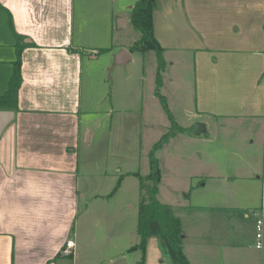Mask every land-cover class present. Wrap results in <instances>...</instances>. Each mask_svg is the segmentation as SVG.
<instances>
[{
	"label": "crops",
	"instance_id": "1",
	"mask_svg": "<svg viewBox=\"0 0 264 264\" xmlns=\"http://www.w3.org/2000/svg\"><path fill=\"white\" fill-rule=\"evenodd\" d=\"M136 1L0 0V95L13 72L15 45H23L17 108L0 109L13 111L0 134V264L139 259L130 216L110 194L90 190L81 162L82 149L100 138L103 121L113 123L112 107H96L107 93L85 105L84 77L91 79L98 55L112 57L113 47L132 58L129 47L140 34L127 45L114 37L131 24ZM152 16L163 71L192 74L196 113L264 119V0H156ZM246 165L242 170L255 173ZM216 176L227 184L237 179ZM205 177L178 205L161 201L179 218L183 252L191 264L248 263L244 247L254 237L256 218L264 219V176L248 187L239 184L235 192L241 195L232 201L206 194L213 176ZM258 191L260 204L252 200ZM69 240L73 246L65 255ZM144 264H172L160 236L147 238Z\"/></svg>",
	"mask_w": 264,
	"mask_h": 264
},
{
	"label": "rangeland",
	"instance_id": "2",
	"mask_svg": "<svg viewBox=\"0 0 264 264\" xmlns=\"http://www.w3.org/2000/svg\"><path fill=\"white\" fill-rule=\"evenodd\" d=\"M117 32L115 42L125 45L140 34L132 24ZM120 49L119 46L113 47L112 57L100 53L97 64H93V76L91 79L84 77L83 101L103 97L107 93L106 99L103 97V102H98L96 107H112L113 123L111 126V120L103 121L97 129L100 138L91 140L90 147L82 149V178L90 184V190L106 192L115 198L113 201L121 203L126 215L130 216V242L134 244L138 205L141 200L148 199L150 186L145 179L141 186L140 177L144 178L149 173V154L170 129L169 115L184 129L170 136L154 151L160 169L157 197L160 201L176 205L191 194L192 186L202 184L205 176H213L208 181L206 194L228 199L241 195L235 192L239 184L248 187L247 184L256 183L257 175L262 178L264 119L248 116L225 118L196 113L192 74L176 73L174 67L161 73L163 84L159 93L166 99L165 108L155 93L154 51H133L131 60L116 64L115 56ZM91 103L85 102V105ZM196 125L203 126V130L195 133ZM246 164L252 165L255 173L251 168H246L247 172L242 170ZM216 175L237 179L227 184L219 181ZM210 182L218 183L209 187ZM262 195L261 191L258 194L255 192L252 197V200H256L254 203L260 204ZM243 239H248L246 230ZM244 248V259L248 263L242 260L241 264H257L260 257L264 261V225L262 249H255L253 234ZM131 254L135 256L136 252Z\"/></svg>",
	"mask_w": 264,
	"mask_h": 264
},
{
	"label": "trees",
	"instance_id": "3",
	"mask_svg": "<svg viewBox=\"0 0 264 264\" xmlns=\"http://www.w3.org/2000/svg\"><path fill=\"white\" fill-rule=\"evenodd\" d=\"M155 1L156 0H137L131 7L129 15L130 22L133 27L140 32V37L129 47V50L131 52L154 51L156 59L155 93L159 96L166 108V99L159 93V88L162 84L161 73L164 69L165 62L163 59V48L154 35L152 13ZM0 9L5 10L1 3ZM7 13L9 25L11 29H13L11 16L9 12ZM15 47L16 59L13 62V72L9 78L7 89L0 95V109L12 110L17 108L18 90L21 83L20 68L23 45L17 43ZM103 51V49H100L97 52ZM169 116L171 120L170 129L154 145L149 154V173L145 175L144 178L140 177L141 186L143 185V179L148 180L150 186L148 189V199L141 200L138 205L136 233L139 240L132 249H138L140 251V257L134 264H144L147 238L151 235H158L163 239L172 264H191L183 252V235L179 218L174 215L169 204L161 202L157 197L160 169L154 151L161 147L170 136L184 129L176 124L173 118H171V115Z\"/></svg>",
	"mask_w": 264,
	"mask_h": 264
},
{
	"label": "water",
	"instance_id": "4",
	"mask_svg": "<svg viewBox=\"0 0 264 264\" xmlns=\"http://www.w3.org/2000/svg\"><path fill=\"white\" fill-rule=\"evenodd\" d=\"M124 21V20H123ZM131 59L130 52L122 48L119 53L116 54L115 56V63L116 64H124L128 60ZM13 118V111L11 110H0V134L5 128V126L12 120ZM203 130V126L201 125H196L194 127V132L199 133Z\"/></svg>",
	"mask_w": 264,
	"mask_h": 264
},
{
	"label": "built area",
	"instance_id": "5",
	"mask_svg": "<svg viewBox=\"0 0 264 264\" xmlns=\"http://www.w3.org/2000/svg\"><path fill=\"white\" fill-rule=\"evenodd\" d=\"M263 224L264 219L263 217H257L255 220V230H254V237L253 242L256 249L262 248V242H263ZM73 246L72 241H67L65 244V248L63 249V254L69 255L70 254V248Z\"/></svg>",
	"mask_w": 264,
	"mask_h": 264
}]
</instances>
